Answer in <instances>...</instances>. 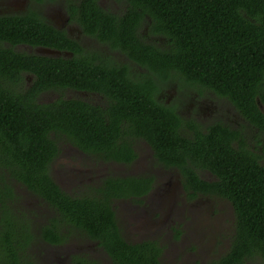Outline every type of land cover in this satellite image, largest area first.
<instances>
[{"label": "trees", "instance_id": "1", "mask_svg": "<svg viewBox=\"0 0 264 264\" xmlns=\"http://www.w3.org/2000/svg\"><path fill=\"white\" fill-rule=\"evenodd\" d=\"M66 1L85 33L122 51L142 70L133 72L82 46L36 9L0 15V264H35L36 241L61 246L73 238L95 243L112 264H165L160 242L127 240L115 211L117 200L143 203L155 176L108 175L79 194L69 193L51 173L60 140L100 160L127 165L138 157L137 141H145L158 164L180 172L189 196L216 195L232 203L231 245L213 264L248 259L264 264L260 156L240 129L221 121L203 126L182 117L177 102L158 96L173 81L179 89L213 91L264 131V0H123L121 14L99 0ZM20 43L73 55L29 54L16 49ZM25 74L34 79L20 90ZM65 88L103 94L107 104L63 96L39 101L45 91ZM200 170L216 179H204ZM18 186L40 198L52 214L36 223L33 208L21 203ZM70 260L100 264L81 252Z\"/></svg>", "mask_w": 264, "mask_h": 264}, {"label": "rangeland", "instance_id": "2", "mask_svg": "<svg viewBox=\"0 0 264 264\" xmlns=\"http://www.w3.org/2000/svg\"><path fill=\"white\" fill-rule=\"evenodd\" d=\"M78 1L74 0V2ZM99 2L112 12H121L125 7L123 0H99ZM2 3L10 4L12 11L18 14L22 13L24 5L27 6V10H39L48 18L49 23L56 26L67 16L66 11H68L67 4L63 0L46 1L41 5H37L35 0H0V6ZM16 49L29 54L63 56L54 52L31 51L25 46H18ZM33 79L30 74H25L18 86L19 89L27 88ZM60 96L88 100L94 104L103 101L100 95L82 94L66 88L45 91L39 96V101L50 102ZM158 96L166 103L177 102L180 114L184 118L194 119L203 124L199 116L202 117L204 111L212 110L213 115L204 122L205 124L221 121L227 122L231 127L234 126L228 119L232 115L225 114L229 105L221 107L226 100L220 98L217 105L211 91L199 94L198 90L192 87L179 89L177 83L173 81L167 83ZM261 106L264 112V105ZM239 122L238 128L242 131L247 146L257 153L260 162L264 163V131H258L251 125L247 126L241 119ZM183 131L190 133L185 128ZM59 147L60 153L52 163L51 173L60 186L69 193L79 194L88 187L98 185L108 175L153 174L155 176L154 189L145 197L143 203L137 204L130 199L117 200L115 211L122 233L127 240L138 242L155 239L160 242L163 246L161 258L165 264H213L214 260L229 249L235 229L232 203L216 195L189 196L183 188L180 172L158 164L152 149L145 141L140 140L136 143L138 157L130 165L100 160L94 155L80 151L65 140L59 141ZM199 174L209 181L216 179L213 173L206 170H200ZM17 192L25 209L33 208L35 215H32L36 223L42 222L43 214H52L40 198L27 192L23 187L18 186ZM76 252L89 254L100 264H112L108 255L95 243L80 238H73L61 246L36 241L31 248V256L35 264H72L70 257ZM244 264H260V262L258 259H248Z\"/></svg>", "mask_w": 264, "mask_h": 264}, {"label": "flooded vegetation", "instance_id": "3", "mask_svg": "<svg viewBox=\"0 0 264 264\" xmlns=\"http://www.w3.org/2000/svg\"><path fill=\"white\" fill-rule=\"evenodd\" d=\"M63 1H65L66 4H67V8H68V11H66L67 16L64 19H62L57 26L52 24L54 27H56L57 29H59L61 31H64L69 37L75 39L82 46H84V47H86L88 49H95L97 51H100V52H102V54L106 55L107 57L110 56L112 60H114L115 62H117L119 64H127V65H129L130 68H131V71H133V72H135L136 69H137L136 71L142 70V68L138 64H136L135 62L131 61L122 51L113 49L107 43H104L103 41L99 40L98 38L85 33L84 30L82 29L79 21H78L77 15H73L72 13L69 12V10H70L69 3L66 0H63ZM36 3H37V5H41L44 2H36ZM21 11H22V13L23 12H27L28 11L27 10V6L24 5ZM122 12L123 11L114 12V13L121 14ZM2 13H4V14H2ZM11 13H14L12 11V6L10 4H8V3H2V6H0V15L11 14ZM45 18L48 21V18L47 17H45ZM72 23L75 24L74 25L75 27L71 25ZM151 39H154V38H151ZM18 46L28 47L31 51L49 52V53H53L54 52V53L62 54L63 57H68V56H72L73 55V53L68 51V50L54 49V48H50V47H46V46H32V45L24 44V43L17 44L16 47H18ZM67 89H72V88H67ZM74 91L80 92L82 94H90V93H92V94L100 95V97L103 98V101L99 105H106L107 104V98L103 94H100V93H97V92H90V91H86V90H77V89H74ZM211 92H212V95L215 97V102H216L217 105H219V102H217V101H219L220 98H223L224 100H226V103L223 104L221 107H224V105H226V104L229 105V108L227 107V111H226L225 114L232 115L231 117H228V119H229L230 123H232L234 125L233 127H235V128L239 127V125H240L239 119H241L243 122H245L247 126L251 125L253 127H256V126L252 125L236 109V107L230 102V100H228L227 98H224V97L217 96L213 91H211ZM86 101H88V100H86ZM89 102H91V101H89ZM225 114H223V117H224ZM212 115H213V111L212 110L204 111L202 117L199 116L202 119L201 120L202 123H203L202 125H205V126L208 125L209 123L205 124L204 122L208 121L212 117ZM224 123L228 124L227 122H224ZM256 130L260 131L259 128H257V127H256ZM235 145H238L237 142H235ZM135 148H136V146H135ZM206 171H208V170H206ZM208 172H210V171H208Z\"/></svg>", "mask_w": 264, "mask_h": 264}, {"label": "water", "instance_id": "4", "mask_svg": "<svg viewBox=\"0 0 264 264\" xmlns=\"http://www.w3.org/2000/svg\"><path fill=\"white\" fill-rule=\"evenodd\" d=\"M260 108L262 109V106L260 105Z\"/></svg>", "mask_w": 264, "mask_h": 264}]
</instances>
